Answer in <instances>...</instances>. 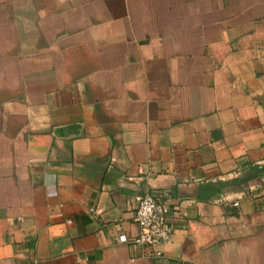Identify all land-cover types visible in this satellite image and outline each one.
Returning a JSON list of instances; mask_svg holds the SVG:
<instances>
[{
    "label": "crops",
    "instance_id": "crops-1",
    "mask_svg": "<svg viewBox=\"0 0 264 264\" xmlns=\"http://www.w3.org/2000/svg\"><path fill=\"white\" fill-rule=\"evenodd\" d=\"M0 264H264V0H0Z\"/></svg>",
    "mask_w": 264,
    "mask_h": 264
},
{
    "label": "built area",
    "instance_id": "built-area-1",
    "mask_svg": "<svg viewBox=\"0 0 264 264\" xmlns=\"http://www.w3.org/2000/svg\"><path fill=\"white\" fill-rule=\"evenodd\" d=\"M169 214L167 204L158 201L152 195H145L141 198L134 216V222L139 228L138 235L132 238L122 235L119 241L137 249L140 258L162 257L163 251L158 250V247L169 245L174 237Z\"/></svg>",
    "mask_w": 264,
    "mask_h": 264
}]
</instances>
